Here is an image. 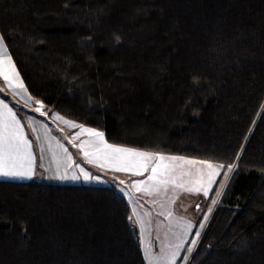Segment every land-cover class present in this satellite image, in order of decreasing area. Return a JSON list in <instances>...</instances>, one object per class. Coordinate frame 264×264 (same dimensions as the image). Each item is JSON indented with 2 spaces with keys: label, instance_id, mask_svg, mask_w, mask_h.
I'll use <instances>...</instances> for the list:
<instances>
[{
  "label": "trees",
  "instance_id": "obj_1",
  "mask_svg": "<svg viewBox=\"0 0 264 264\" xmlns=\"http://www.w3.org/2000/svg\"><path fill=\"white\" fill-rule=\"evenodd\" d=\"M0 34L60 116L234 163L187 264H264V0H0ZM130 215L112 186L0 180V264H145Z\"/></svg>",
  "mask_w": 264,
  "mask_h": 264
},
{
  "label": "rangeland",
  "instance_id": "obj_2",
  "mask_svg": "<svg viewBox=\"0 0 264 264\" xmlns=\"http://www.w3.org/2000/svg\"><path fill=\"white\" fill-rule=\"evenodd\" d=\"M43 107L44 109L46 108L44 105ZM46 119L54 118L50 116ZM25 120L36 148H39L46 140L49 142L52 156H55V151H60L64 155L65 146L68 151L77 149V159L80 163L92 161L91 163L88 162L87 165L91 169L90 175L92 177L86 183L106 184L115 187L123 195L131 210V225L138 233L145 264H150V259L151 264L188 263L202 231L219 203L221 194L224 192L232 172L228 173L227 179H225L224 175L217 194L209 202L212 189L219 176H215V182L208 185L207 173L209 170L207 166L200 163L189 164L185 162V160H205L116 145L108 142L104 135V140L107 144L146 153L160 154L165 157L162 161L156 156L148 161H140L147 164V171H143L141 175L134 174V170L117 171L116 168L122 166L124 161L106 157L104 153L109 150L104 149V145L97 138L88 135L86 132L83 134L82 129H63L55 123L53 126L48 125V130L42 134L38 131V123L32 122H35V120ZM39 124L43 125V122H39ZM83 126L102 132L96 128ZM48 132L51 136L50 139H47ZM77 134L78 138L73 140L71 135L77 136ZM42 136L46 139L43 140ZM54 137L56 139L53 141L52 138ZM81 141H89L90 143L82 150L79 146ZM73 143L77 146L74 147ZM97 147L103 151L97 153ZM84 150L94 153V155L85 157ZM171 157H183L184 160L169 159ZM129 159L139 161L137 157H129ZM157 165H159L157 168V178L158 180H166V184H157V181L148 180V177L152 174V168L157 167ZM67 168V172H70V174L79 169V167L75 168V166ZM42 174L40 173L38 176L40 177ZM56 180H59V176L56 177ZM61 180L63 181V179ZM122 180L124 183H121ZM138 181H146V183L133 186ZM180 185H183V187H180ZM202 186L209 187L210 190L207 196L204 195L203 191L196 193L186 190ZM145 188L148 191H144ZM213 201H216V203H213ZM205 217H207L206 220ZM197 233H199L198 236ZM178 245L179 247H177ZM173 253H175V256H173Z\"/></svg>",
  "mask_w": 264,
  "mask_h": 264
},
{
  "label": "snow or ice",
  "instance_id": "obj_3",
  "mask_svg": "<svg viewBox=\"0 0 264 264\" xmlns=\"http://www.w3.org/2000/svg\"><path fill=\"white\" fill-rule=\"evenodd\" d=\"M9 62L10 68L8 70L5 69V62ZM11 72V75L9 74ZM0 75H2L3 80L5 83L9 86H13V82H16V86L23 89V81L19 79V73L15 71V65L11 63V57L7 54V48L4 44L3 36L0 35ZM29 99H32L31 96H29ZM36 104L40 105L35 109L36 112H41V109L43 108V104L40 100L35 101ZM5 108H7V105H4ZM9 113V119L5 122H3V130L0 131V176L4 177H18V178H31L34 174V158L33 154L31 152L32 144L27 140V138L23 135L21 131V126L19 124V121H17L15 114L12 113L11 109H8ZM44 114V113H41ZM59 120H63V122L70 127L76 128L79 127L82 129V131L89 133L91 136L97 138L101 144L104 145V149L109 150L108 152H105L104 155L106 157H110L114 160L118 161H124L122 166H118L116 168L117 171H130L134 170V174L141 175L143 171H147V164L142 163L140 161H148L151 160L154 156H156L159 160H164L165 157L160 154H153V153H146L137 151L134 149H128L123 147H117L111 144H107V142L104 140V134L102 132L96 131L94 129L85 128L83 125H77L74 122L64 120L63 117H56ZM78 138V134L76 137ZM73 142V141H70ZM89 141H81V144L79 145L82 150L86 145H88ZM73 146L76 147L77 145L73 143ZM103 150L99 147L96 148V152L100 153ZM65 152H67V149H65ZM94 155V153H91L87 150H84V156L90 157ZM129 157H137L139 158V161L137 160H130ZM238 158V157H237ZM68 159H71V155L69 154ZM169 159H181L184 160L183 157L177 158V157H171ZM89 163L92 161L89 160ZM186 163L193 164V163H200L203 165H206L208 168L207 173V184L211 185L215 182L214 177L219 176L222 170L225 171V179L228 178V173H231L234 171L236 165L234 163L224 164V163H213L211 161H192V160H185ZM138 165V167H137ZM79 167V165H77ZM157 167L152 168V174L148 177L149 181H157V184H166V180H158L157 178ZM81 173H83L84 178L90 179V173L85 171V169L80 168ZM163 175V174H162ZM60 179H66L67 177L61 176ZM78 177L73 176L72 179H77ZM121 183H124L122 180ZM146 181H138L135 182L133 186H137L139 184H144ZM180 187H183V185H180ZM139 190V189H138ZM189 192H196L199 193L203 191L204 195L207 196L209 192V187L202 186V187H195V188H188L186 189ZM144 191H148L147 188L144 189ZM213 203H216V201H213ZM199 207V205H197ZM131 220V217H129ZM207 217H205V220ZM203 227V225H201ZM199 233H197V236ZM195 243V241H193ZM179 247V245L177 246ZM173 256H175V253H173ZM151 264V259H150Z\"/></svg>",
  "mask_w": 264,
  "mask_h": 264
},
{
  "label": "crops",
  "instance_id": "obj_4",
  "mask_svg": "<svg viewBox=\"0 0 264 264\" xmlns=\"http://www.w3.org/2000/svg\"><path fill=\"white\" fill-rule=\"evenodd\" d=\"M1 35V34H0ZM5 44V42H4ZM6 45V44H5ZM7 48V46H6ZM7 54L11 57L8 48H7ZM11 63H14L12 57H11ZM10 68L9 62H5V69L8 70ZM15 71L18 72L16 66ZM19 73V72H18ZM11 75V72L9 73ZM19 79L22 80L21 75L19 74ZM23 81V80H22ZM24 88L21 89L18 86H16V82H13V86L9 87L5 81L3 80L2 75H0V131L3 130V122L7 121L9 119V113L8 109H11L12 113L15 114L17 121H19V124L21 126V131L23 135L27 138V140L32 144L31 152L33 154L34 158V174L31 178H18V177H4L0 176V180L5 181H41V182H48V183H57V184H84V185H97V184H89L86 183L90 179H85L83 173H81L80 168L85 169L88 173L91 174V169L87 166L88 161H84L80 163L77 159V149H72L71 151H68L67 147L64 148V155L61 154L60 151H55V156H52V153L50 152L49 142H47L45 137L42 136L44 143L41 144L39 148H36L33 139L30 135L27 123L25 119L35 120L32 121L33 123H38V131H40L42 134L48 130V125H54L55 123L59 125L61 128L66 129H81L79 127L73 128L69 125L65 124L63 120H59L56 117H62L59 114L53 112L49 108L44 107L41 109V112H36L35 109L39 107L40 105L35 103V99L31 96L29 93L27 87L25 86L23 82ZM29 96H31L32 99H29ZM4 105H7V108L4 107ZM19 110L23 112L24 115L20 114ZM51 112V113H50ZM44 113V114H41ZM52 116L54 119H46L48 117ZM64 118V117H63ZM64 120L74 122L72 120L64 118ZM39 122H43V125L39 124ZM77 125L76 122H74ZM84 134L85 132L82 131ZM87 133V132H86ZM90 135L89 133H87ZM72 138L76 137L74 135H71ZM51 136L49 135V132L47 134V139H50ZM53 141L56 139L55 137L52 138ZM77 139V138H76ZM63 146V144H62ZM65 149H67V152H65ZM69 154L71 155V159H68ZM78 161V162H77ZM76 172H73L70 174V172H67V167L72 166L75 168L78 167ZM40 173H43L42 176H38ZM45 176V177H44ZM65 176L66 179H63V181L59 178V180H56V177ZM78 177L77 179H72V177ZM90 177H92L90 175ZM106 185V184H101ZM109 186V185H108ZM120 193V192H119ZM122 195V194H121ZM123 196V195H122Z\"/></svg>",
  "mask_w": 264,
  "mask_h": 264
}]
</instances>
